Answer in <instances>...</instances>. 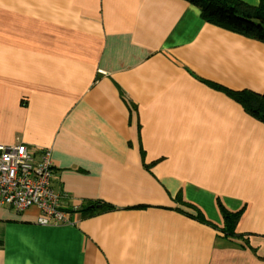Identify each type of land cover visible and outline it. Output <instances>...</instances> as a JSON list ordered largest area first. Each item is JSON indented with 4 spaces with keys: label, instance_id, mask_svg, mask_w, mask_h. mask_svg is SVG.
<instances>
[{
    "label": "crops",
    "instance_id": "obj_1",
    "mask_svg": "<svg viewBox=\"0 0 264 264\" xmlns=\"http://www.w3.org/2000/svg\"><path fill=\"white\" fill-rule=\"evenodd\" d=\"M223 88L264 92V42L186 0H0V144L70 208L0 206V264H264V122Z\"/></svg>",
    "mask_w": 264,
    "mask_h": 264
},
{
    "label": "built area",
    "instance_id": "obj_2",
    "mask_svg": "<svg viewBox=\"0 0 264 264\" xmlns=\"http://www.w3.org/2000/svg\"><path fill=\"white\" fill-rule=\"evenodd\" d=\"M36 150L23 143L0 144V206L15 212L35 206L37 224H67L70 208L62 202L65 194L55 192L50 182V148Z\"/></svg>",
    "mask_w": 264,
    "mask_h": 264
},
{
    "label": "trees",
    "instance_id": "obj_3",
    "mask_svg": "<svg viewBox=\"0 0 264 264\" xmlns=\"http://www.w3.org/2000/svg\"><path fill=\"white\" fill-rule=\"evenodd\" d=\"M186 1L198 7L202 18L205 20L264 42V0H260L257 6L242 0ZM223 90L240 102L246 111L264 122V92L233 91L225 88ZM221 212L225 221V227L222 231L231 233L238 219V214H233L224 208H221Z\"/></svg>",
    "mask_w": 264,
    "mask_h": 264
},
{
    "label": "water",
    "instance_id": "obj_4",
    "mask_svg": "<svg viewBox=\"0 0 264 264\" xmlns=\"http://www.w3.org/2000/svg\"><path fill=\"white\" fill-rule=\"evenodd\" d=\"M97 207H99V205H97Z\"/></svg>",
    "mask_w": 264,
    "mask_h": 264
}]
</instances>
